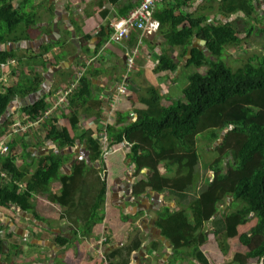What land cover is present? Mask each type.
<instances>
[{
    "label": "crops",
    "instance_id": "obj_1",
    "mask_svg": "<svg viewBox=\"0 0 264 264\" xmlns=\"http://www.w3.org/2000/svg\"><path fill=\"white\" fill-rule=\"evenodd\" d=\"M140 1L33 0L26 12L36 14V26H22L18 43L0 44V53L15 52L18 56L0 63L9 64L0 81V93L20 81H39L35 92L12 102L0 127L11 117L15 123L28 126L33 121L23 109L46 100L49 111L63 90L74 87L67 102L48 119H56L59 128H67L75 141L69 146L48 139L44 125L20 135H11V129L0 138V145L8 148L15 143L13 154L23 175L18 182L21 191L26 190L43 161L55 157L62 162L59 176L48 190L32 199L38 220L13 205L8 210L0 208V226L5 229L0 237V264L224 263L215 235L208 229L211 223L203 229L208 241L195 257L186 249L176 251L159 226L166 210L174 214L185 209L186 217L193 218L188 210L207 191L188 202L189 195L205 182L199 151L200 136L204 135L196 138L199 159L191 172L187 159L185 169L182 161L175 160L158 168L161 178L174 185L187 179H195V184L183 192L171 187L160 193L148 187L154 173L151 168L139 167L127 158L132 155L133 144L127 143L123 132L156 109L150 104L159 105L156 116L179 101L185 102L189 75L206 74V68L188 67V61L194 50L211 57L207 42L197 37L196 30L189 36L186 22L169 21V11L178 18L206 19L201 28L217 23L233 25L237 30L244 25L245 14L232 12L231 0H166L154 10V20L161 26L158 31L134 30L123 42H113V25L138 8ZM236 2L232 0L234 6ZM252 4L263 16L264 0H252ZM46 48L50 52L41 57ZM130 58L134 59L132 67L128 65ZM164 59L177 65L176 72L162 68ZM83 80L89 94L85 99L79 97L71 109L70 99ZM122 86L127 87L125 95L119 93ZM73 121L76 132L71 130ZM86 135L96 139L101 157L91 150ZM120 135L123 142L115 144ZM177 155L182 156V152L177 151ZM5 174L0 168V179L10 182L2 177ZM103 183L107 184L105 202L96 209ZM156 185L163 187L164 183L159 180Z\"/></svg>",
    "mask_w": 264,
    "mask_h": 264
},
{
    "label": "trees",
    "instance_id": "obj_2",
    "mask_svg": "<svg viewBox=\"0 0 264 264\" xmlns=\"http://www.w3.org/2000/svg\"><path fill=\"white\" fill-rule=\"evenodd\" d=\"M16 1L17 7L14 5ZM32 2L33 0H0V44L10 41L18 43L22 26H36V14L26 12L31 8ZM231 6L232 12H243L245 18H252L256 13L252 0H238L235 6L231 0ZM169 12V21L186 22L190 27L189 36L196 30L197 37L207 42L211 57L194 50L192 59L188 61V67L206 68L207 71L204 75L199 72L189 75V85L184 91L185 102L179 101L156 116L154 114L159 105L154 107L150 104V108L156 109L124 130L125 140L133 144L132 155L127 158L139 167L151 168L154 172L148 187L160 193L171 187L183 192L195 184V179L182 180L174 185L161 178L158 168L163 162L175 160L182 161L185 169L187 159L191 172L199 159L196 138L206 136L207 141L216 147V159L209 164L214 177L207 191L188 210L193 213V218L186 217L185 209L174 214L166 210L159 226L165 237L172 241L176 251L186 249L195 257L200 247L208 241L206 230L203 229L222 214L225 230L214 235L224 258L223 264H251L252 261L264 264V47L263 56L257 58V63L251 60L234 71L221 61L228 47L236 48L242 43L240 34L233 25L216 23L201 28L206 19L196 21L189 16L178 18L173 12ZM261 21L264 26V13ZM252 31H248V36L252 35ZM258 31L263 33L264 28ZM44 51L41 57L50 52L49 48ZM11 58L16 59L18 56L15 52L0 53V63ZM162 62V68L176 72L177 65L165 63V59ZM38 83L39 81H35L26 84L20 81L5 93H0V120L7 116L14 100L35 92ZM86 88L87 81L83 80L70 99L71 109L75 107L79 97H87L89 92L84 90ZM155 100L159 101L158 98ZM49 108L46 100H42L22 112L30 121L37 122L44 118ZM46 120L42 125L48 139L74 146V138L67 128H59L56 119ZM16 123L14 118H9L0 127V138ZM72 123L71 130L76 132L75 122ZM86 136L91 150L101 157L96 139L91 135ZM123 136L115 138V144L123 142ZM14 151L15 143L9 147L8 155L0 154V168L12 180L3 183L4 180L0 179V208L8 210L13 205L32 213L38 220L32 199L42 190H48L49 185L59 176L62 162L55 157L43 161L36 174L28 181L26 190L21 191L18 182H21L23 175L16 165ZM177 151H181L182 156H178ZM140 152L143 153L141 157ZM187 177L191 179L192 176L189 174ZM72 180L65 183V191ZM159 180L164 183L163 187H157ZM102 186L96 209L105 202L107 184L103 183ZM69 195L70 192L66 194ZM229 199L234 203L235 210L225 213L222 206ZM4 230L0 226V237ZM2 243L0 240V246Z\"/></svg>",
    "mask_w": 264,
    "mask_h": 264
},
{
    "label": "rangeland",
    "instance_id": "obj_3",
    "mask_svg": "<svg viewBox=\"0 0 264 264\" xmlns=\"http://www.w3.org/2000/svg\"><path fill=\"white\" fill-rule=\"evenodd\" d=\"M261 12V14H263ZM262 15L259 17V14L256 12L253 14L252 18H242L244 21V25H240L238 28V32L241 33L242 36V44L240 47H228L225 53L223 54V57L221 58V61L225 63L228 67H230L232 70L236 71L246 65L251 60L258 62L257 58H260L263 56V47H264V32L259 33L258 29H263L264 26H262ZM252 31V35L248 36V31ZM245 35V36H244ZM215 60V59H214ZM205 72L206 70L203 69ZM184 82V80H183ZM186 83V82H185ZM184 83V84H185ZM13 128V127H12ZM206 136H200L199 140V151L201 152L202 163L204 164L203 169V175L205 182L203 184H200V188L197 189L194 193H191L188 198V202L191 203V201L198 195H200L203 191H205L211 183L214 173L210 170V167L208 164H212L214 160L216 159V153H215V146H212L213 143H209ZM216 144V143H214ZM233 202L231 200H227L225 204L222 206L225 213H230L234 209ZM210 233H217L220 234L224 232L225 227L223 225V218L222 214H220L215 223H211L208 229H210ZM210 235V234H209ZM211 236V235H210ZM251 264H259L257 261H252Z\"/></svg>",
    "mask_w": 264,
    "mask_h": 264
},
{
    "label": "built area",
    "instance_id": "obj_4",
    "mask_svg": "<svg viewBox=\"0 0 264 264\" xmlns=\"http://www.w3.org/2000/svg\"><path fill=\"white\" fill-rule=\"evenodd\" d=\"M166 0H141L140 5L138 8L133 10L125 19L118 21L113 25V28L115 30L114 34L111 37V40L115 43H121L125 39H127L130 34L134 30H139L141 32L146 31H152L156 32L160 29L159 22L154 20V10L157 7L158 4L163 3ZM133 58L129 59V67L133 66ZM15 63L13 62L12 65ZM9 64H0V81L4 79L5 70H7ZM7 72V71H6ZM74 90V87L70 89H65L60 93V99L57 101L54 108L47 111L45 113V116L43 119L37 122L29 123L28 126H24L22 123H17L12 128V134L11 135H20L26 134L29 132V129L36 126H41L45 119H48L51 117V115L57 111L61 106H63L70 95L72 94V91ZM127 87L122 86L119 93L121 95L127 94ZM9 153V148L7 146L0 145V154L1 155H7ZM5 180L11 181L10 177L8 175H2ZM104 243L101 242L102 245Z\"/></svg>",
    "mask_w": 264,
    "mask_h": 264
}]
</instances>
